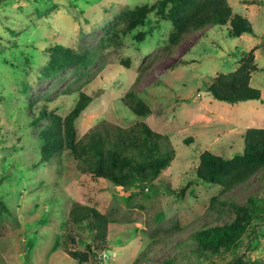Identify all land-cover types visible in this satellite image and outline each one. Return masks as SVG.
<instances>
[{"label": "rangeland", "instance_id": "obj_1", "mask_svg": "<svg viewBox=\"0 0 264 264\" xmlns=\"http://www.w3.org/2000/svg\"><path fill=\"white\" fill-rule=\"evenodd\" d=\"M155 1L0 0V199L7 208L0 209V264H228L232 252L199 255L191 234L242 217L250 200L261 215L249 221L235 253L264 264L263 171L229 192L195 177L204 150L240 153L242 133L264 127V0H228L253 29L238 37L227 25L205 24L171 45L172 21L155 11L121 34L125 13ZM57 45L92 61L55 69ZM252 47L258 69L250 85L260 99L212 98L207 85ZM129 89L150 113L136 116L123 104ZM80 92L92 100L76 121L78 137L103 120L123 127L145 121L169 137L170 166L148 185L122 187L92 176L65 149L42 160L47 121L33 119L40 109L65 116ZM74 202L109 220L105 249L83 263L63 249L64 240L83 250L93 235L68 222Z\"/></svg>", "mask_w": 264, "mask_h": 264}, {"label": "trees", "instance_id": "obj_2", "mask_svg": "<svg viewBox=\"0 0 264 264\" xmlns=\"http://www.w3.org/2000/svg\"><path fill=\"white\" fill-rule=\"evenodd\" d=\"M151 11H155L159 17L171 19V45H175L185 31L205 24L227 25L229 35L233 37L253 32L247 17L234 12L228 0H157L152 4L136 6L125 13L122 21L126 27L121 34L142 25ZM53 49L56 54L53 56L55 69L70 64L87 65L92 61L60 45ZM253 51L252 47L240 58L235 69L218 73L207 85L212 98L229 104L260 99L261 91L250 85L251 74L258 69ZM91 100L90 95L80 92L73 109L65 116L39 110L32 124L36 125L42 119L47 121L39 134L43 142L40 149L42 160L65 149L92 176L107 179L122 187L148 185L164 168L170 166L175 157V149L169 137L153 130L145 121L123 127L103 120L78 137L76 121ZM122 102L136 116H145L151 111L133 89L123 95ZM242 142L241 152L232 156L204 150L195 167L196 179L217 184L223 192H229L258 171L264 173V127L247 128L242 133ZM189 185L190 182H187L178 190L179 196L184 195ZM0 209L7 210L1 199ZM240 209L242 217L230 223L194 231L191 237L195 242V252L206 255L207 252L215 254L229 251L233 256L228 264H260L255 260L243 259L235 253L249 221L261 215L253 200L247 201ZM108 221V217L99 210L74 202L68 212V222L89 227L93 235L83 250L69 248L63 240L64 252L79 263L97 257L107 244Z\"/></svg>", "mask_w": 264, "mask_h": 264}]
</instances>
